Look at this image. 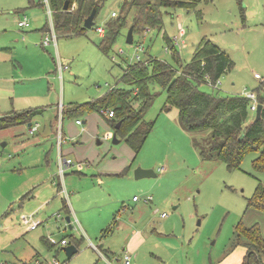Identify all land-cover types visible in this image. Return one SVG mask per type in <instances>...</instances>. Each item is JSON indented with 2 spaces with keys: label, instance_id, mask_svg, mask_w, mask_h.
<instances>
[{
  "label": "rangeland",
  "instance_id": "rangeland-1",
  "mask_svg": "<svg viewBox=\"0 0 264 264\" xmlns=\"http://www.w3.org/2000/svg\"><path fill=\"white\" fill-rule=\"evenodd\" d=\"M124 1L106 0L92 28L82 36H56L55 47L40 44L49 31L43 28L50 29L52 21L45 0H0V77L9 79L5 85L15 87L14 95L0 92V112L43 108V114L32 121L34 132L27 124L0 129V264H125V252L130 255V264H241L245 254L242 242L247 239L243 234L239 236L238 224L246 229L257 224L264 236V211L246 205L258 181L264 179V173L252 167L259 154L249 152L234 170H228L214 154L203 157L201 150L208 146L210 131L185 130L178 110L166 105V94L156 84L151 85L155 95L143 115L153 125L138 153L128 160L126 175L110 176L102 186H96L86 163L82 172L87 178L75 176L70 172L76 169L69 168L66 177L75 178H69L67 194H57L54 185L48 204L37 213L33 211L35 198H21L37 185L33 183L20 195L31 176L47 168V154L48 167L57 175L58 147L50 121L54 120V129L62 122L66 134L76 119L85 122L82 128L94 121L92 117L101 122L98 112L61 120V106L89 102L114 86H122L123 69L138 60L136 55L140 60L150 56L175 64L168 39L179 40L178 45L173 44L184 61L192 58L202 39L209 40L232 61L216 84L207 80L198 86L200 90L246 95L261 86L264 0H201L190 10L163 8L161 29L146 27L147 32L146 28L134 32L133 43L129 44L126 35L132 24L125 26L106 55L96 46L100 40L96 26L104 27L112 19V12L118 15ZM24 16L29 25L19 27L17 23ZM180 26L184 36H179ZM56 50L70 67L63 72L62 81L56 70ZM258 92L264 94V84ZM250 114L247 124L255 112ZM97 129V134L88 135V152L98 149V159L131 153L124 141L112 143V127L98 125ZM76 141L78 137L73 136L67 143L72 146ZM66 146L64 142L62 152ZM63 157L74 164L79 161L73 153ZM137 167L152 169L156 176L136 179ZM46 182L52 185L49 177ZM76 189L80 190L77 204L83 209V226L74 221L71 211L69 229L60 202L65 198L69 204ZM17 194L20 196L12 200ZM134 195L138 201L132 200ZM149 195L152 200L146 203L144 199ZM32 213L41 223L35 230L26 231L21 215ZM106 228L110 231L104 232ZM62 239L67 245L79 240L78 251L70 258L63 250L66 245L60 244ZM44 240L54 246L48 248ZM91 242L96 247L102 244L112 254H99Z\"/></svg>",
  "mask_w": 264,
  "mask_h": 264
},
{
  "label": "trees",
  "instance_id": "trees-1",
  "mask_svg": "<svg viewBox=\"0 0 264 264\" xmlns=\"http://www.w3.org/2000/svg\"><path fill=\"white\" fill-rule=\"evenodd\" d=\"M106 0H47L52 15V25L56 36H82L87 28L84 19L95 8V17ZM201 0H125L118 15L104 24V34L96 44L98 49L108 54L120 30L133 25V33H141L144 28L161 29L163 8L193 9ZM44 3H41L43 5ZM46 5V2H45ZM117 14V13H116ZM94 17V18H95ZM49 28H43L48 31ZM171 49V57L175 64L148 57L128 64L120 77L122 86H114L101 97L84 103H69L61 108L62 118H78L86 113L101 110H113L114 117L110 120L111 127L120 141H124L134 152V156L142 147L148 136L152 122L143 119L146 109L151 105L155 92L151 85H158L166 94V105L175 107L182 127L190 132L209 130L208 146L202 148L203 157L214 154L225 164L228 170L240 167L246 154L257 152L253 160L255 172L264 173V94L259 93L264 80L255 89L256 102L262 104L260 118L250 120L251 99L245 95H219L217 92H204L199 85L210 80L216 84L218 79L231 67L232 61L209 40L202 39L196 47L192 58L184 61L174 48L172 39L167 40ZM128 87V88H127ZM134 102L138 106L134 107ZM42 109L31 108L12 111L0 117V129L20 124H28L40 115ZM121 121L116 128V123ZM247 208L264 211V179L259 180L252 196L247 199ZM66 213L68 206L63 199ZM69 214V213H67ZM106 228L104 232H109ZM237 231L245 235L242 242L245 249L241 264H264V236L257 224L246 229L238 224ZM241 237H239V240ZM51 248L49 241H43ZM79 240L73 245L78 247Z\"/></svg>",
  "mask_w": 264,
  "mask_h": 264
},
{
  "label": "crops",
  "instance_id": "crops-1",
  "mask_svg": "<svg viewBox=\"0 0 264 264\" xmlns=\"http://www.w3.org/2000/svg\"><path fill=\"white\" fill-rule=\"evenodd\" d=\"M47 10L50 11L49 8H48V5H47ZM56 45L57 44H55L54 46L56 47ZM58 53L59 52L56 50V60H57L56 70L57 71H58V61L59 60L63 61L59 57ZM69 68L70 67H68V69H66L64 71L69 70ZM64 71H62L61 73L58 72L59 79L61 81L63 80L62 79L63 78L62 74H63ZM7 80H9V79L8 78L3 79V77H0V92H11V94L14 95L15 94V87L14 86H8L7 84L6 85L4 84L5 82H7ZM54 81L57 82V80L55 78H54ZM14 98H15V96H14ZM14 98H13V100H14ZM28 98H31V96H27L26 97V99H28ZM69 103H74V102H69ZM61 108H62V106H61ZM61 108L59 109L58 115L59 114L61 115ZM41 109H42V113L40 115L35 116L32 119V121L35 118H37L38 116H41L43 114V108H41ZM12 111H14V110L9 111L8 113H10ZM4 115H6V114H2L0 112V117L4 116ZM98 116L101 118L100 119L101 122H99L97 118L92 117L91 119L94 120V121H90L89 125H86L83 128L81 127V124H83L85 122L81 121V124H77L76 120H75L74 123L76 125H74V123H73L72 126L68 127V134L69 135L64 133V131H63V123L62 122L59 123L58 126L54 129V120H53V121H50V126H51V129L53 128L52 130H53L54 136L56 137V145H57V147H58L57 135H58L59 126H60V129H61L60 132H61V139L62 140H61L60 146L58 147V156H56V158L58 159L59 154H62V156H63L66 153L67 154L68 153H73L75 158L79 160L78 162L82 163V168L81 169H76V170H73V171L71 170L70 173H72V174H74L75 176H78V177L80 176V177H83V178H87L88 175H85L82 172V170L84 169V166L86 165V163H88L86 168H88L90 170V176L93 179V182H92L93 185L99 184L100 186H102L106 182V180H110V176H113V175L124 176V175H126L129 172V167H130L129 164L130 163H128V160L130 161V157H131L132 154H133L132 158H134V152L130 149L131 153L129 152L128 156H126V157H119V156L116 157V156H114L112 159H107L105 157H103L102 159H98L99 155L101 156V154L98 151V149H93L90 152H88L87 145H89V138H90V136H88L89 133L90 134H92V133L93 134H97V132H98L97 126L98 125L107 126V127L110 126L111 127L109 119H107L104 115H101L100 113L98 114ZM55 119L57 120V116H56ZM61 120H62V116H61ZM32 121L29 122L30 125H29V123L27 124V126L30 127V132H34V130H35V129L34 130L32 129V123H33ZM20 125H22V124H20ZM77 125L80 127V129H77ZM11 127H13V126H11ZM73 136L78 137V141H76L74 144L72 143L73 145L71 146L67 142L69 141V139H72ZM64 142H66L67 146H66V149L62 152V146H63ZM99 143L100 142H98V144ZM49 157H50L49 154H47L45 156V158H44L46 160L47 168L41 173L35 172V174H33L31 176V178H30L31 182L29 184H27L26 186H24L20 190V195H21L22 193H25V191L27 189L32 187L33 183H34L33 185L37 184L35 186V188L30 189L28 193L26 192L25 195L24 194L21 195L22 196L21 198H25V197H27L29 199L35 198V202L34 203L37 206H36V209H33V211L36 212V213H37L38 209H41L44 205L48 204L50 196L54 193V185H55L57 194L60 191L61 192L63 191L64 193L67 194V190H68V188H67L68 186L67 185L70 184L69 178L70 177L75 178L74 175L66 177L68 175V173H66L68 170L64 173L62 178L58 174L54 175V170H52L50 167H48L49 166L48 162L50 160ZM89 160H91L92 162H95V163H90L89 164ZM39 161H41V158H40ZM57 168H58V165H57ZM48 177H49L50 182H51V184L53 186L49 185L46 182ZM107 178H109V179H107ZM34 189H35V192L33 194L32 192L34 191ZM79 191L80 190L76 189V191L73 193V195L69 197V204H68V202H67V200L65 198H64V200L66 201V204L68 206V211H69V212H67L69 214H67V213L66 214L68 216H70V213L72 211L73 217H74V221H76L79 225L83 226V223H82V220H81V216L83 215V209L81 207H79V205L77 204L79 202V200L81 199ZM18 195L19 194H17V196H15V197H13L11 199L12 200L17 199L20 196V195L19 196ZM134 196H132V200H133ZM133 201H135V200H133ZM136 201H138V200H136ZM60 203H61L60 205H61V208H62L63 207V199H61ZM146 203H148V202H146ZM36 213H32L31 214L34 217V220H37L35 218V214ZM58 218H60V216ZM37 221H39V220H37ZM40 223H41V221H40ZM21 224L26 228L25 229L26 231L35 230L37 228V226H36L35 229H30L27 224H23L22 222H21ZM91 245L94 246L92 244V242H91ZM97 248H98L99 254H102V252H105V254H109V253L112 254V252L108 248H104L102 244H100ZM123 250L126 251V249H123Z\"/></svg>",
  "mask_w": 264,
  "mask_h": 264
},
{
  "label": "built area",
  "instance_id": "built-area-1",
  "mask_svg": "<svg viewBox=\"0 0 264 264\" xmlns=\"http://www.w3.org/2000/svg\"><path fill=\"white\" fill-rule=\"evenodd\" d=\"M46 4H47V0H45ZM116 13L115 12H112L111 13V16H114ZM51 25H50V29L48 32H46V35L42 38V40L40 41V44L42 46H47V45H50V44H56V34L54 32V29H53V25H52V21H50ZM18 26L19 27H28L29 23L26 19V17L24 16V20H20L18 21ZM149 29L146 28L145 29V32H147ZM96 31L99 33V35H103L104 34V27H101V26H96ZM185 34V31L184 29L180 26L179 27V36H184ZM174 44L178 45L179 43V40L174 37ZM182 46L185 45V42L182 40ZM136 57L138 58V60H140V57L139 55H136ZM69 65L67 62L65 61H61L59 60L58 61V72H62L66 69H68ZM245 96L249 97L252 101H251V104H250V111L251 112H255L256 110V105L258 104L256 102V97H255V94L254 93H247ZM101 113L107 117V118H113L114 117V111L113 110H101ZM76 123L77 124H81V121L79 119H76ZM33 130L35 129L32 128ZM61 129H60V126H59V130H58V135H57V140H58V147L60 146L61 144ZM107 137H110V134H107ZM71 167H74L75 169H81L82 168V163L81 162H77L76 164H74L71 159H67L65 157L62 156V154H59V157H58V168H57V174L62 178L64 173ZM133 200H138V198L136 196L133 197ZM146 202H149L152 200V197L151 196H146L145 199H144ZM58 217L60 215H57ZM161 217H165V213H161L160 214ZM21 222L23 224H27L29 226L30 229H35L36 226L40 223V221H37V220H34V217L32 215H22L21 216ZM60 244L61 245H66L67 242L62 239L60 241ZM94 249L96 251H98V248L96 246H94ZM123 260H124V263L125 264H130V255L127 254L126 252L123 254ZM53 264H58L57 261L53 262Z\"/></svg>",
  "mask_w": 264,
  "mask_h": 264
},
{
  "label": "water",
  "instance_id": "water-1",
  "mask_svg": "<svg viewBox=\"0 0 264 264\" xmlns=\"http://www.w3.org/2000/svg\"><path fill=\"white\" fill-rule=\"evenodd\" d=\"M68 6V0H65L64 5H63V10H66ZM94 17H95V8L92 9L90 14L84 19L83 21V26L87 29L92 28L94 25ZM126 42L131 44L133 43V25H131L128 29L127 35H126ZM261 109H262V104L258 103L256 105V110H255V120L260 118L261 114ZM121 121H118L116 123V128L120 124ZM30 125V123H29ZM111 141L113 144H118L120 140L117 138L116 133L114 132L112 134ZM4 145V144H3ZM156 173L152 169H143L141 167H137L135 169V178L140 179L144 177H155ZM65 221L68 224V228L71 229V223H70V216H65ZM63 250L66 253L67 258H70L73 254H75L78 251V248L74 246L73 244H68L63 247Z\"/></svg>",
  "mask_w": 264,
  "mask_h": 264
}]
</instances>
